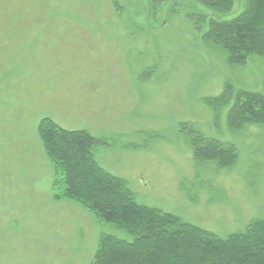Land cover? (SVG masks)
Wrapping results in <instances>:
<instances>
[{"label":"rangeland","instance_id":"1","mask_svg":"<svg viewBox=\"0 0 264 264\" xmlns=\"http://www.w3.org/2000/svg\"><path fill=\"white\" fill-rule=\"evenodd\" d=\"M118 1L0 0V264H89L100 234L132 239L52 199L61 175L37 133L44 117L106 141L96 161L141 204L222 237L264 219V126L231 128L229 107L205 102L228 80L264 93V58L229 65L203 41L207 16L231 19L242 0L227 14ZM196 137L234 146L235 163L195 161Z\"/></svg>","mask_w":264,"mask_h":264},{"label":"trees","instance_id":"2","mask_svg":"<svg viewBox=\"0 0 264 264\" xmlns=\"http://www.w3.org/2000/svg\"><path fill=\"white\" fill-rule=\"evenodd\" d=\"M149 1L175 10L181 0ZM188 1L204 4L214 14L229 13L236 2ZM112 3L119 12V1ZM241 4V11L231 19L208 15L203 33L208 48L221 51L229 65H246L254 55L264 58V0H242ZM205 102L216 112L229 107L227 122L231 128L264 126V93L237 89L228 80L220 95L206 97ZM184 127L191 129L189 125ZM37 133L48 159L61 175L54 182L52 199L76 203L98 221L132 236L128 240L100 234L89 264H264V219H255L243 231L222 237L173 213L139 203L127 180L109 173L96 161L95 145L107 142L89 131L67 130L44 117ZM193 139L195 161H212L220 167L235 163L234 146L215 138Z\"/></svg>","mask_w":264,"mask_h":264}]
</instances>
